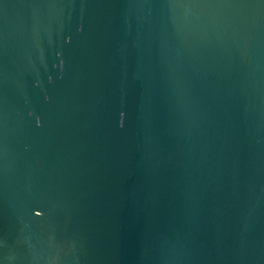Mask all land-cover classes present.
I'll use <instances>...</instances> for the list:
<instances>
[{
	"label": "water",
	"instance_id": "obj_1",
	"mask_svg": "<svg viewBox=\"0 0 264 264\" xmlns=\"http://www.w3.org/2000/svg\"><path fill=\"white\" fill-rule=\"evenodd\" d=\"M0 264H264V0H0Z\"/></svg>",
	"mask_w": 264,
	"mask_h": 264
}]
</instances>
